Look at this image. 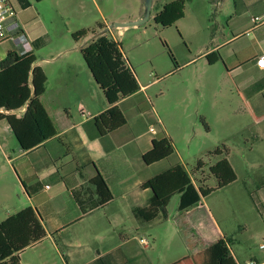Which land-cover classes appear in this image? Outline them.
<instances>
[{
  "label": "crops",
  "instance_id": "1",
  "mask_svg": "<svg viewBox=\"0 0 264 264\" xmlns=\"http://www.w3.org/2000/svg\"><path fill=\"white\" fill-rule=\"evenodd\" d=\"M239 5L222 15L224 24L215 20L208 33L190 48V57L175 61L173 70L161 76L151 74L146 82L136 74L140 90L117 103L127 123L105 136L99 135L94 118L111 105L82 53L99 33L74 40L73 33L82 27L69 32L70 42H55L35 18L29 20L27 12L33 6L18 5V21L29 41L45 37V47L51 48L47 57L38 59L35 55L36 65L47 76L43 102L56 119L58 131L42 145L24 151L8 122L0 121L7 123L16 141L11 158L0 140L2 158L14 167L22 186L0 190V202L8 208L1 222L32 206L47 231L45 238L18 254L21 264H208L211 246L222 238L232 240L230 248L237 263L264 261V252L258 248L264 241V165L251 162L246 155L239 169L230 160L229 152L215 156L212 165L227 158L237 175L235 182L240 173L258 171L254 187L244 186L256 210L252 224L259 232L255 237H246V227L239 233L222 228L204 198L200 204L180 212L178 196L173 213L168 205L165 213L147 224H141L133 212L134 208L147 207L152 195L142 185L175 165H183L195 185L203 178L198 176L207 164L197 153L194 160H201L203 166L197 170L195 165L190 170L176 139H191L198 134L207 138L216 131L229 137L230 131L241 134L246 130L251 138H264V70L257 66L258 58L264 55V0H239ZM254 17L263 21L257 23ZM101 25L109 27L107 22ZM88 37L91 38L83 42ZM3 40L9 45L0 51V61L9 51H18L10 39ZM170 74L178 76L172 88V103H165L166 95L161 91L156 94V108L148 90ZM24 111L17 115L22 116ZM152 125L156 133L150 132ZM165 137L171 139L175 153L146 164L143 156L152 150L153 141ZM98 173L114 199L83 214L74 192H92L91 181ZM203 179L206 186H217H209L211 179ZM234 244L243 246L239 253L245 258L235 254Z\"/></svg>",
  "mask_w": 264,
  "mask_h": 264
},
{
  "label": "rangeland",
  "instance_id": "2",
  "mask_svg": "<svg viewBox=\"0 0 264 264\" xmlns=\"http://www.w3.org/2000/svg\"><path fill=\"white\" fill-rule=\"evenodd\" d=\"M176 0H30L33 10L27 12L29 20H37V24L49 31L50 38L55 42H70L71 30L79 28L95 29V35L104 29L98 27V23L109 26L120 23L125 27L112 28V33L106 32L108 36L116 38L117 42L127 59L142 82L150 80V75L159 76L170 72L175 68L174 61L188 59L190 48L197 45L198 41L208 33V28L215 25V20L224 24L223 14L230 12L239 5V0H182L183 17L173 21L172 18L159 16L166 4ZM36 12V13H35ZM224 20V21H223ZM94 34H91L92 37ZM99 36V35H98ZM97 36V37H98ZM91 37L85 39L86 42ZM0 51L9 44L0 37ZM47 40V39H46ZM48 42V41H46ZM82 42V43H83ZM5 43V44H4ZM57 43V44H58ZM81 43V44H82ZM47 44V43H46ZM35 50L37 58L49 56L51 48L45 47ZM56 44V43H55ZM186 69L184 73H187ZM178 76L170 74L155 82L148 90L149 96L156 108V94L161 91L166 95L165 103H172V88ZM162 98H160V101ZM167 105V104H166ZM249 132L243 131L234 134L230 131L229 137L213 132L204 136L198 134L191 139H176L180 152L189 163V169L197 165L194 156L202 159L207 165L198 177H206L209 186H215L217 181L210 173V166L216 161V155H208L221 147L228 150L230 160L239 169L244 165L243 155L253 163L264 165V138H251ZM0 140L3 149L9 157L13 158V148L16 141L9 132L7 123L0 122ZM207 150V151H206ZM240 163V165H239ZM261 167H258L260 169ZM255 172L247 175L239 174V180L229 187L215 190L205 197V204L211 210L215 220L222 228H230L238 233L243 227L248 228L246 237L253 238L259 230L254 228L253 218L256 210L250 196V192L244 189L245 184L254 187ZM264 172V171H263ZM204 174V175H202ZM18 177L15 169L8 166L2 158L0 149V190L17 185ZM178 196L172 198L168 210L173 213L177 209ZM8 208L0 202V222L4 218ZM234 252L239 256L241 245L234 244ZM246 255L240 254V258Z\"/></svg>",
  "mask_w": 264,
  "mask_h": 264
},
{
  "label": "trees",
  "instance_id": "3",
  "mask_svg": "<svg viewBox=\"0 0 264 264\" xmlns=\"http://www.w3.org/2000/svg\"><path fill=\"white\" fill-rule=\"evenodd\" d=\"M22 8L31 4L28 0H17ZM161 17L176 21L183 17V1L176 0L166 4L161 11ZM98 27L105 26L98 23ZM95 29L84 28L73 33V38L80 41L94 34ZM33 49L26 53L16 50L8 52L0 61V121L6 120L24 151L42 145L50 138L57 136L56 119L50 115L43 96L46 91L47 76L44 70L36 65L35 50L46 44L42 37L33 41ZM84 58L95 72L99 84L111 108L94 118V123L100 136L113 132L127 123V119L118 108L117 103L140 90L136 72L129 65L120 44L108 34L95 38L82 49ZM175 63V58L171 53ZM22 116L17 114L24 110ZM175 153L171 139L163 138L153 141V148L143 156L146 164H152L171 157ZM228 154V150L218 147L208 155ZM203 162H197L200 170ZM210 173L217 181V186L211 188L205 185L204 177L195 185L186 168L175 165L168 170L146 181L142 187L150 189L152 195L145 208H134L136 219L141 224L155 221L165 213L173 197L179 196L178 211L184 212L201 203L215 190L227 187L237 180V175L227 158H223L210 166ZM92 192L81 189L74 196L81 206L83 214L100 208L114 199L103 176L98 173L92 179ZM91 193V194H90ZM90 195L92 200L90 199ZM47 236L46 228L38 211L28 206L11 214L0 222V264H21L18 254ZM232 240L222 238L211 246L208 264H237L230 248Z\"/></svg>",
  "mask_w": 264,
  "mask_h": 264
},
{
  "label": "built area",
  "instance_id": "4",
  "mask_svg": "<svg viewBox=\"0 0 264 264\" xmlns=\"http://www.w3.org/2000/svg\"><path fill=\"white\" fill-rule=\"evenodd\" d=\"M18 5L20 6L17 0H0V37L5 40L10 39L18 47L20 53H26L31 51L33 47L18 21ZM253 20L257 23L263 21L261 17H254ZM109 32L112 33V30L110 29ZM257 66L264 70V55L258 58ZM150 132L156 133L155 125L150 127ZM141 241L146 243L145 239ZM258 248L264 252V241L259 244ZM237 264H264V261L250 259L245 263Z\"/></svg>",
  "mask_w": 264,
  "mask_h": 264
},
{
  "label": "water",
  "instance_id": "5",
  "mask_svg": "<svg viewBox=\"0 0 264 264\" xmlns=\"http://www.w3.org/2000/svg\"><path fill=\"white\" fill-rule=\"evenodd\" d=\"M126 25H127V24H126ZM126 25H124V24H120V23H117V24L111 25V26L107 27L106 29H104L101 33L97 34V36H98V35H99V36L105 35L106 32L109 31L110 29H112L113 27H114V28H119V27H125ZM97 36H96V38H97ZM99 36H98V37H99Z\"/></svg>",
  "mask_w": 264,
  "mask_h": 264
}]
</instances>
